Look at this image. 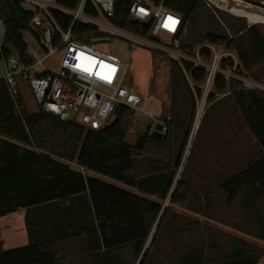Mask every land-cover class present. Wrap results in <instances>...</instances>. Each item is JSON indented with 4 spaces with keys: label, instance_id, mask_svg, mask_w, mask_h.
I'll return each mask as SVG.
<instances>
[{
    "label": "trees",
    "instance_id": "16d2710c",
    "mask_svg": "<svg viewBox=\"0 0 264 264\" xmlns=\"http://www.w3.org/2000/svg\"><path fill=\"white\" fill-rule=\"evenodd\" d=\"M59 2L69 8L78 3ZM129 2L122 0L118 17L126 16ZM21 6L22 0H0V21L5 29L0 62L11 57L30 62L23 32L29 29L32 17ZM166 7L183 18L182 29L174 38L180 48L190 50L204 43L223 46L237 57L236 74L264 85V33L260 27H250L246 19L225 12L214 13L202 0H166ZM117 24L147 34L129 20ZM169 63L170 119L158 122L164 127L162 139L146 132L135 146L126 141L125 118L134 109L119 107L111 123L92 131L39 108L30 114L23 99L26 85L19 83L12 94L0 80V217L26 210L30 239L27 247L10 251L3 250L0 242V264L261 262L264 250L257 245L179 214L176 208L208 221L215 220L220 210L237 205V224H224L264 242V90L247 89L217 77L211 98L225 95L207 109L177 180L207 73L188 67V80L177 64ZM228 64L233 67V60ZM226 100L233 104L258 151L243 167L234 166L228 176L226 171L212 174L213 181L218 177L214 188L195 185L189 168L207 140L209 114ZM180 141L185 143L179 147ZM91 173L158 200L107 184ZM48 211L53 215L41 217ZM54 228L59 234L47 236L45 231ZM165 251L169 260L162 256Z\"/></svg>",
    "mask_w": 264,
    "mask_h": 264
},
{
    "label": "built area",
    "instance_id": "2783aa9c",
    "mask_svg": "<svg viewBox=\"0 0 264 264\" xmlns=\"http://www.w3.org/2000/svg\"><path fill=\"white\" fill-rule=\"evenodd\" d=\"M77 1L75 8H69L59 0H22V4L35 11L29 29L23 32L30 62L16 57L0 62V80L7 83L9 91L14 94L19 83L25 84L45 114L66 120V114L72 111L76 124L98 131L109 124L119 107L141 109L146 101L129 86L127 66L100 49L114 40L167 57L183 70L188 80V67L206 71L203 92L197 97L195 127L200 125L209 106L220 98H211L217 77L238 82L247 89L264 90L263 84L235 73L237 57L223 46L204 43L190 50L180 48L174 38L182 29L183 18L166 7V0H129L125 17L117 16L122 0ZM204 1L210 7L243 18L227 9L223 0ZM127 20L135 23L138 31L147 30V34L117 24H127ZM255 24L249 21L250 26ZM161 33L169 36L170 41L162 40ZM204 51L210 55L203 54ZM57 53L62 55L57 67L46 69L43 61ZM229 59L233 60V67L229 66Z\"/></svg>",
    "mask_w": 264,
    "mask_h": 264
},
{
    "label": "rangeland",
    "instance_id": "374dc122",
    "mask_svg": "<svg viewBox=\"0 0 264 264\" xmlns=\"http://www.w3.org/2000/svg\"><path fill=\"white\" fill-rule=\"evenodd\" d=\"M229 2V8L233 7V5L238 2L244 6L253 8L254 10L264 12V0H229ZM202 3L207 9L212 10L214 13L220 11L215 7H210L204 0H202ZM227 14L232 17L238 18L234 15H231L230 13ZM244 19H246L247 24L249 25V18L246 16V18ZM252 26L260 27L264 33V21L261 20V23L251 25L250 27ZM4 36V25L2 22H0V50L3 45ZM160 36L162 37V40L170 41L169 36L163 33H161ZM100 49L106 54H111L118 57L124 63V65L127 66L129 70V86H131L133 91L138 95H141V97L146 101L145 104L142 105L141 109L131 110L125 117L126 121L128 122L126 141L131 146H135L138 142V139L146 132H150L151 134H153L155 123H163L164 119H170V60L167 57L154 53L148 49L129 46L127 42L122 40H114L110 44L101 45ZM61 57L62 55L60 53H57L50 58L45 59L43 61L44 67L48 70H54L61 60ZM219 96L220 98H223L224 94ZM23 99L30 114L38 112L39 107L36 104L29 87L27 86L25 87V90L23 92ZM233 107V104L226 100L224 101V104L218 105L214 109V111L209 114L210 129L206 135L207 140L201 149L202 151L200 150V152L197 154L195 162L191 163L193 164L192 167L189 168L190 176L192 177L193 183L195 185H201L203 183L207 187L214 188V182L218 179V177L213 181V175L226 171L225 176H228L229 173L231 174L232 171L236 169L234 168V166L240 164L243 167V163L250 160L252 155L256 153V151H258L256 142H254V139L247 131L242 119L235 112ZM180 108L181 107H178L177 109L179 110ZM143 110L145 112H143ZM150 115L154 116V118H151ZM155 117H159L160 120L157 119L156 121ZM114 118L115 116L112 117L109 123H111ZM66 120L69 122H76L77 118L75 113L72 111L68 112L66 114ZM194 127L195 123L193 125V128L190 129V133L187 139V149L183 160V166L180 170L177 180L182 177L183 170L187 165L190 152L197 138L199 125L198 127ZM160 132L161 134L157 139H162L164 130L163 132ZM183 143L185 142L180 141L179 147L180 145L182 146ZM71 167L75 170L78 169L75 165H71ZM91 174L94 178H97L122 190H126L135 195L146 197L147 199H150L152 201L158 200L155 197L146 196L138 192L137 190L126 187L109 178L103 177L96 173ZM209 175H212L211 179L208 180L207 183H204L206 182L205 179H207ZM167 205L168 201L166 203V206ZM176 212L204 222L208 224V226L217 229L220 232H224L230 234L233 237H238L249 241L264 250V242L241 234L224 224V222L229 224H237L239 219L234 220V218H237L240 215V210L237 205L233 208L220 210V212L217 213L216 216L213 215L215 220L208 221H206L201 216L192 214L188 211H183L180 208H176ZM162 256L164 259L169 260L167 251L163 252ZM157 261L158 258L155 262L157 263ZM157 264H164V262L162 260V262ZM259 264H264V256Z\"/></svg>",
    "mask_w": 264,
    "mask_h": 264
},
{
    "label": "crops",
    "instance_id": "0c3cea01",
    "mask_svg": "<svg viewBox=\"0 0 264 264\" xmlns=\"http://www.w3.org/2000/svg\"><path fill=\"white\" fill-rule=\"evenodd\" d=\"M2 22V21H0ZM92 176V174H89ZM97 179V178H96ZM53 215L51 211L41 217ZM26 210H18L12 214L0 217V242H2L3 250L10 251L30 245L29 234L26 227ZM47 236L54 233L59 234L58 229L46 230Z\"/></svg>",
    "mask_w": 264,
    "mask_h": 264
},
{
    "label": "bare ground",
    "instance_id": "6f19581e",
    "mask_svg": "<svg viewBox=\"0 0 264 264\" xmlns=\"http://www.w3.org/2000/svg\"><path fill=\"white\" fill-rule=\"evenodd\" d=\"M226 2L227 9H230L232 12L241 15L243 18L246 16L249 18L251 23H261V20L264 21V12H260L258 10H254L253 8L244 6V5H233V7L229 8L230 4L229 0H223Z\"/></svg>",
    "mask_w": 264,
    "mask_h": 264
},
{
    "label": "water",
    "instance_id": "95a60500",
    "mask_svg": "<svg viewBox=\"0 0 264 264\" xmlns=\"http://www.w3.org/2000/svg\"><path fill=\"white\" fill-rule=\"evenodd\" d=\"M117 2H118V0H117ZM21 9L27 15H34L35 14V11L31 7H29V6L25 5V4H22ZM152 38L154 40H156V41H159L158 37L152 36ZM163 130H164L163 125L157 123L155 128H154V132H153L152 136L156 137V138H159V135L161 134L160 131L163 132Z\"/></svg>",
    "mask_w": 264,
    "mask_h": 264
}]
</instances>
